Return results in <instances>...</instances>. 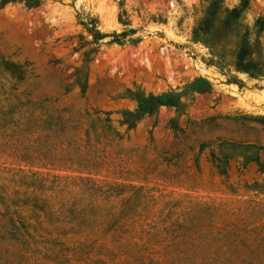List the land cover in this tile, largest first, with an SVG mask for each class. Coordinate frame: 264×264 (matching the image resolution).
<instances>
[{
  "label": "rangeland",
  "instance_id": "rangeland-1",
  "mask_svg": "<svg viewBox=\"0 0 264 264\" xmlns=\"http://www.w3.org/2000/svg\"><path fill=\"white\" fill-rule=\"evenodd\" d=\"M213 1L0 8V264H264V0ZM15 212L34 239L1 235Z\"/></svg>",
  "mask_w": 264,
  "mask_h": 264
},
{
  "label": "trees",
  "instance_id": "trees-1",
  "mask_svg": "<svg viewBox=\"0 0 264 264\" xmlns=\"http://www.w3.org/2000/svg\"><path fill=\"white\" fill-rule=\"evenodd\" d=\"M16 0H0V8L5 6L9 2H13ZM25 1L28 6H36L38 5L41 0H21ZM218 0H214L212 3V6L217 5ZM245 1L241 8H224V12L226 13V19H228L230 16H235L236 19H239L241 12L243 11L245 7ZM208 18L206 17L202 23L207 22ZM258 24H260V20L257 21ZM261 28L264 27V25H260ZM90 31L95 35L97 38H102L107 35H100L99 31L90 28ZM114 36H116L114 34ZM236 69L241 72L248 73L251 77H258L262 74V67L260 65L259 61H256L252 57V48L251 43L248 39L245 37L240 43V48L236 56L235 61ZM213 89L212 83L204 78V77H198L194 79L192 82L187 83L183 90L181 91H166L161 92L158 94L155 93H139L138 94V100L139 105L138 108L134 111H125L124 114L126 116V123L129 124L130 127L134 126L136 122L141 119L146 114H151L156 112L160 106H172L175 107L178 111L181 110L186 103L182 100V97L188 93V91H191V94L194 92H210ZM2 188V186H0ZM19 193V191H16ZM25 203V202H24ZM13 214V212H11ZM16 215L18 212H15ZM19 218L17 221L16 219L12 218V215H10L9 222L7 225V229L5 233H1V235L6 236L10 240H21L23 242H28L31 239H34L35 234L32 233L29 229L32 226L31 223L26 221L25 217H21L17 215ZM10 224V225H9ZM30 250V249H29Z\"/></svg>",
  "mask_w": 264,
  "mask_h": 264
}]
</instances>
